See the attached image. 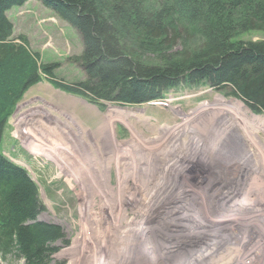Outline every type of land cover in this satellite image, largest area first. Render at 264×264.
<instances>
[{"label":"rangeland","instance_id":"rangeland-1","mask_svg":"<svg viewBox=\"0 0 264 264\" xmlns=\"http://www.w3.org/2000/svg\"><path fill=\"white\" fill-rule=\"evenodd\" d=\"M7 15L15 38L25 35L43 63L59 64L25 93L2 142L40 186L39 220L64 230L54 262L264 264V113L230 87L205 83L167 90L163 105L93 103L51 84L85 78L70 60L82 52L77 31L37 0ZM243 40H264V32ZM220 105L252 125L259 142L244 141ZM208 113L220 116L201 137L190 128L207 125ZM216 128L228 132L220 141ZM191 171L195 178L183 175ZM150 185L157 188L148 195Z\"/></svg>","mask_w":264,"mask_h":264},{"label":"trees","instance_id":"trees-1","mask_svg":"<svg viewBox=\"0 0 264 264\" xmlns=\"http://www.w3.org/2000/svg\"><path fill=\"white\" fill-rule=\"evenodd\" d=\"M27 1L0 0V258L62 264L53 260L64 230L38 220L44 210L38 185L1 147L25 93L42 81L41 74L51 79L59 67L43 63L25 35H13L7 13ZM37 1L82 42L81 54L70 60L84 80H52L55 88L97 104L134 105L163 101L167 90L182 83H205L230 87L253 113H264V40H243L249 32H264V0Z\"/></svg>","mask_w":264,"mask_h":264},{"label":"bare ground","instance_id":"bare-ground-1","mask_svg":"<svg viewBox=\"0 0 264 264\" xmlns=\"http://www.w3.org/2000/svg\"><path fill=\"white\" fill-rule=\"evenodd\" d=\"M239 104H241L240 102H239ZM159 105H163V103H160ZM221 106V105H220ZM237 106V105H236ZM221 108H224V111H219V113L221 114V115H224V116H226V117H229L230 119H228L229 120V123H231L232 125H233V127L235 128H237L238 130L240 129L241 131H242V138H244V141H247V142H249V143H252V142H259L258 141V139H256V137H257V135L255 134V133H253L252 131H251V126L252 125H250L248 122H246V121H244V119H240V117H239V115L240 114H238V113H235V111H234V113H233V111L232 110H230V108L229 109H227V108H225V107H223V106H221ZM239 108V107H238ZM229 111V112H228ZM208 115H210V113H208ZM220 115H218V114H215L214 116H209V120H210V122L206 125V123L203 125L202 123L200 124H196L195 125V127L193 126L192 128H190L191 130H194L195 131V133H196V131H198V134H200V136L201 137H205V136H207L208 134L207 133H205V132H208V129H207V127H208V125L209 124H213L214 123V121H217V118L219 117ZM261 118V117H260ZM193 124H195V123H193ZM236 129V130H237ZM193 133V132H192ZM215 133L216 134H214L215 136H218L217 138H219L220 137V135H223V136H225V135H227L228 134V132H224L223 131V129H221V128H216L215 129ZM225 133V134H224ZM219 134V135H218ZM243 135H245V136H243ZM238 136H239V134H238ZM237 136V137H238ZM248 138H247V137ZM249 137H251L250 139H249ZM222 138L220 137L219 138V141L221 140ZM210 140V139H209ZM208 140V141H209ZM240 140V139H239ZM218 141V142H219ZM242 141V140H241ZM243 141V142H244ZM261 142V141H260ZM218 145H220V144H218ZM218 145H216V146H218ZM258 147V146H257ZM221 148V147H220ZM249 148V147H248ZM220 150V149H219ZM258 151H260L259 149H257ZM245 151V150H244ZM220 152H221V150H220ZM210 154V153H209ZM212 168H214V164L212 165ZM220 168V167H219ZM211 169V168H210ZM191 173H192V175L190 176L189 175V172H187V173H185V174H183L184 176H186L187 178H195V175H196V172H192L191 171ZM205 173V172H204ZM199 174V173H198ZM179 180V179H178ZM169 183H170V185H169ZM172 184V185H171ZM174 184V185H173ZM167 186V187H166ZM166 186H165V188H166V190H169V189H174V186H175V181H174V179H172V180H170V182H168V183H166ZM157 187L156 186H153V188H152V185H150L147 189H146V191H145V193L146 194H150L151 193V191L153 190V189H156ZM201 191V190H200ZM145 201H148V197H146L145 198ZM142 204V203H141ZM146 204H148V205H150V204H152V203H146ZM147 205V206H148ZM152 206H154L153 204H152ZM152 208V207H151ZM147 216V215H146ZM134 221H135V219H134ZM133 221H131V224L129 225L130 227L132 226V227H134L135 226V224H133L132 223ZM138 233V232H137ZM132 243V245H131V243ZM136 245L138 244V242H136L135 243ZM129 245L130 246H133V235H131V238H129ZM128 245V246H129ZM139 245V244H138Z\"/></svg>","mask_w":264,"mask_h":264},{"label":"crops","instance_id":"crops-1","mask_svg":"<svg viewBox=\"0 0 264 264\" xmlns=\"http://www.w3.org/2000/svg\"><path fill=\"white\" fill-rule=\"evenodd\" d=\"M13 22V21H12ZM14 24V23H13Z\"/></svg>","mask_w":264,"mask_h":264}]
</instances>
